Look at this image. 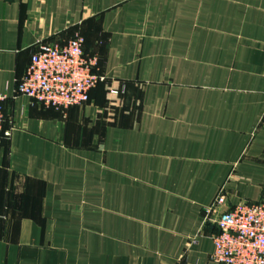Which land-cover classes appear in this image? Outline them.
Instances as JSON below:
<instances>
[{
    "label": "crops",
    "instance_id": "obj_1",
    "mask_svg": "<svg viewBox=\"0 0 264 264\" xmlns=\"http://www.w3.org/2000/svg\"><path fill=\"white\" fill-rule=\"evenodd\" d=\"M76 32L89 100L16 95ZM0 92V264H210L218 190L264 202V0H0Z\"/></svg>",
    "mask_w": 264,
    "mask_h": 264
},
{
    "label": "built area",
    "instance_id": "obj_2",
    "mask_svg": "<svg viewBox=\"0 0 264 264\" xmlns=\"http://www.w3.org/2000/svg\"><path fill=\"white\" fill-rule=\"evenodd\" d=\"M83 43L84 37L78 32L64 44L36 42L14 93L58 111L86 103L90 90L104 77L95 71L97 57L87 55ZM5 98L0 92V131L8 137L10 129L2 130ZM225 205L221 187L205 208L206 220L217 227L212 235L210 264H264V202L243 201L223 209Z\"/></svg>",
    "mask_w": 264,
    "mask_h": 264
}]
</instances>
